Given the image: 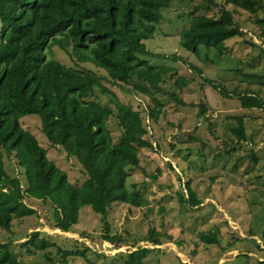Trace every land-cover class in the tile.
Wrapping results in <instances>:
<instances>
[{"label":"rangeland","instance_id":"1","mask_svg":"<svg viewBox=\"0 0 264 264\" xmlns=\"http://www.w3.org/2000/svg\"><path fill=\"white\" fill-rule=\"evenodd\" d=\"M223 7L232 12L242 36L226 40L227 49L221 53L202 44L197 51L181 46L180 33L193 17H218ZM160 12L153 36L144 40L156 55L139 58L171 69L161 86L176 92L185 105L155 94L163 107L158 120L152 122L146 107L148 95L134 91L132 85L103 80L122 103L141 112L152 141V148L140 152V163L129 170L126 180L127 189H136L144 203L138 207L111 203L106 216L110 235L122 238V242L112 243L104 238L101 215L90 206L80 208L78 222L70 231H61L52 226L50 205L25 195L24 202L35 213L14 218L9 229L0 227V243H8L19 264H117L138 247L151 249L144 264H264L260 263L264 260V107L242 108L238 98L247 92L264 101V26L247 11L223 0H171ZM257 16L264 19V11ZM45 55L108 78L101 68L77 61L52 42ZM178 76L187 80L182 89L175 81ZM91 98L108 102L100 90ZM235 117L243 121L246 137L242 141L231 132ZM19 121L71 183H82L86 176L80 163L62 146L48 141L38 115H25ZM107 127L114 142L118 141L122 130L115 114ZM1 151L6 172L18 177L25 189L27 180L14 152ZM186 182L200 201L196 206L179 200L181 193L187 197ZM34 230L52 245L28 253L21 242ZM151 232L158 234L161 244L145 240ZM212 235L214 241L203 240ZM63 251L78 254L62 255Z\"/></svg>","mask_w":264,"mask_h":264},{"label":"trees","instance_id":"2","mask_svg":"<svg viewBox=\"0 0 264 264\" xmlns=\"http://www.w3.org/2000/svg\"><path fill=\"white\" fill-rule=\"evenodd\" d=\"M170 1L0 0V227L9 229L14 218L35 213L24 202L26 195L50 205L52 226L61 231H70L78 222L80 208L90 206L101 215L105 240L122 242L121 236L110 235L108 209L113 202L137 207L144 203L136 189H127L126 180L129 170L139 165L140 152L153 145L141 112L122 103L103 80L132 85L134 91L148 95L146 107L152 122L158 120L163 107L155 94H165L185 105L176 92L161 86L171 69L139 58L156 55L146 48L144 40L153 36L160 11ZM223 1L247 11L264 26V19L257 16L264 11L263 0ZM242 35L232 12L223 7L218 17H193L180 33V44L193 51L202 44L221 53L227 49L226 40ZM50 42L77 61L101 68L108 78L90 68L66 66L47 58L45 48ZM175 81L182 89L187 80L178 76ZM209 82L227 95L216 83ZM96 90L106 95L108 102L92 99ZM238 98L242 108L264 107L263 100L247 92ZM29 114L40 117L41 130L51 144L62 146L68 156L78 160L86 176L82 183H71L66 172L47 158L46 149L36 137L21 126L20 118ZM113 114L122 130L116 142L107 127ZM234 119L231 132L242 141L246 137L243 121ZM1 148L14 152L27 180L25 189L18 177L6 172ZM186 189L187 197L181 193L179 200L191 206L199 204L189 182ZM157 236L151 232L145 240L159 245ZM203 240L210 243L215 238L203 236ZM51 245L39 230L31 231L21 242L28 253ZM150 250L138 247L117 264H144ZM70 254L78 252H62ZM0 264H19L8 243H0Z\"/></svg>","mask_w":264,"mask_h":264}]
</instances>
